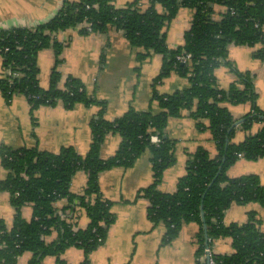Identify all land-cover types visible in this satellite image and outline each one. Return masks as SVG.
Masks as SVG:
<instances>
[{"label": "trees", "instance_id": "trees-1", "mask_svg": "<svg viewBox=\"0 0 264 264\" xmlns=\"http://www.w3.org/2000/svg\"><path fill=\"white\" fill-rule=\"evenodd\" d=\"M181 7L193 11L191 23L184 32V42L170 47L166 28ZM111 27L121 30L137 48L139 65L153 53L162 54V65L152 84L158 111L130 106L120 117L108 120L104 117L106 102L88 92L79 78L69 75L64 86L60 85L65 42L58 40L57 34L71 28H79L81 33H104ZM258 43L262 46L253 55L264 62V0H133L123 6H117L114 0H63L46 21L0 27V91L7 102L21 93L31 112L58 101L68 108L77 103L100 106L90 120L92 140L84 155L74 146H63L57 152L36 146H0L1 164L7 171L0 180V189L9 193L15 210L11 226L0 217V264H18L19 256L26 251L33 253L29 264H42L47 255H54L56 264H68L62 254L71 246L81 248V264H89L88 254L105 241L116 218L113 202L101 192L99 175L113 166H132L145 150L151 152L153 175L151 183L139 189L138 196L150 201L148 216L153 227L165 225L162 245L170 243L185 223L196 222L197 264H207V248L215 264H264V231L258 212L250 210L243 223L224 222L232 203L252 201L264 206V185L257 174L231 177L227 173L241 157H264V109L258 105L253 74L239 69L228 58L231 44L254 47ZM47 47L53 48L56 61L50 84L44 88L39 83L37 58L39 51ZM186 53L190 57L183 62L179 56ZM104 58L102 53L101 63ZM219 65H226L235 74L227 88L219 85L214 73ZM173 71L185 77L188 85L160 92L157 85ZM245 102L251 104L249 111L235 118L230 105ZM184 114L195 120L199 130L211 131L217 154L211 157L199 147L190 154L176 190L164 192L158 185L175 161L176 144L166 127L170 118ZM257 123L260 129L252 132ZM239 128L247 134L236 142ZM108 132L118 133L121 142L112 156L103 158L101 147ZM151 134L160 137L159 144L150 141ZM79 170L85 171L88 179L83 190L74 193L70 184ZM61 199L67 204L59 209L55 203ZM26 204L33 207L30 220L22 215ZM82 212L89 218L85 228L78 226ZM53 230L57 237L47 242L45 236ZM222 237L232 239V253L212 251L214 240Z\"/></svg>", "mask_w": 264, "mask_h": 264}, {"label": "crops", "instance_id": "crops-1", "mask_svg": "<svg viewBox=\"0 0 264 264\" xmlns=\"http://www.w3.org/2000/svg\"><path fill=\"white\" fill-rule=\"evenodd\" d=\"M63 0H0V27L30 26L51 18L60 8ZM133 0H115L117 6H123ZM193 11L181 7L177 16L167 25V42L170 47L184 42V32L189 28ZM57 39L65 42L61 53L62 62L60 85L64 86L69 75L79 78L88 92L106 102L104 117L114 120L123 115L130 106L138 110L152 108L159 110L157 101L152 95V84L158 74L163 56L153 53L150 58L139 65L133 47L121 30L114 27L105 33H81L79 28H71L57 34ZM261 44L251 47L231 44L228 58L241 70H249L253 74L255 88L258 92V105L264 109V62L254 57L255 49ZM104 62L101 63V55ZM237 58L240 63L237 62ZM248 60V61H247ZM56 56L52 47L39 51L37 62L39 66V83L47 88L50 84L52 69ZM2 56L0 54V75ZM244 64V65H241ZM221 67V68H220ZM214 70L218 83L227 88L235 79V74L229 67L220 65ZM222 74V79L219 75ZM188 85L185 77L176 71L170 73L157 85L160 92L168 93ZM154 101V102H153ZM251 107L250 102L230 105L235 118H240ZM99 105H84L77 103L68 108L62 101L55 105H41L33 112L25 95L17 93L7 102L0 91V146L6 144L13 147H38L53 152L63 146H74L78 153H87L91 140L90 120L98 113ZM261 124L257 123L251 129L256 132ZM166 132L176 141L175 161L165 170L158 187L164 192L176 190L178 178L185 174L186 164L190 154L199 147H204L211 157L216 156L217 148L209 129L199 130L195 120L184 114L181 117L169 119ZM246 132L238 129L234 140L242 141ZM121 142V136L116 132L105 135L101 156H112ZM151 152L145 150L130 167L113 166L99 175L101 192L105 198L113 202L112 211L115 221L110 225L105 241L89 254V264H197L195 234L199 229L196 222L185 223L178 235L168 244L162 245L165 225L159 223L153 227L148 216L150 201L144 196H138V191L152 181ZM245 160L239 158L232 164L227 173L229 176H239L255 173L264 185V158ZM7 175L1 164L0 180ZM87 173L77 171L71 180L70 189L74 193L83 190L87 183ZM67 204L66 199L55 203L59 209ZM22 215L30 220L33 207L26 204L22 207ZM250 210L258 212L261 218V228L264 231V206L256 202L244 204L232 203L226 210L224 222L243 223L247 220ZM15 210L10 202L7 191L0 189V217L11 226ZM89 218L84 212L78 218V226L85 228ZM57 237L53 230L45 236L47 242ZM71 246L62 254L68 264H81L84 260L83 251ZM79 248V249H77ZM212 251L215 253H232L233 242L230 237L214 240ZM33 253L26 251L18 258V264H29ZM42 264H56L54 255L43 258Z\"/></svg>", "mask_w": 264, "mask_h": 264}, {"label": "built area", "instance_id": "built-area-1", "mask_svg": "<svg viewBox=\"0 0 264 264\" xmlns=\"http://www.w3.org/2000/svg\"><path fill=\"white\" fill-rule=\"evenodd\" d=\"M85 26L88 27V29L90 30L89 24H86ZM189 57H190V54L186 53L185 55L179 56V59H181L183 62H185ZM150 141L152 143L159 144L161 139L157 134H151ZM206 250H207V254H206L205 258L207 259V255L210 254V249L207 248ZM207 264H215V262L210 258L209 260L207 259Z\"/></svg>", "mask_w": 264, "mask_h": 264}, {"label": "rangeland", "instance_id": "rangeland-1", "mask_svg": "<svg viewBox=\"0 0 264 264\" xmlns=\"http://www.w3.org/2000/svg\"><path fill=\"white\" fill-rule=\"evenodd\" d=\"M114 1H115V0H114ZM73 29H74V28H73ZM90 33H91V32H90ZM105 33H106V32H105ZM259 44H261V43H259ZM261 45H262V44H261ZM246 48H247V45H246ZM254 57H255V56H254ZM255 58H256V57H255ZM257 59H259V58H257ZM259 60H260V59H259ZM247 61H248V60H247ZM237 62L240 63V60H239L238 58H237ZM234 65L237 66L236 64H234ZM241 65H244V64L241 63ZM222 66H225V65H222ZM219 67H220V65L217 66V67L215 68V70H216L217 68H219ZM220 68H221V67H220ZM217 70H218L217 72H219L221 69H217ZM169 75H170V74H169ZM169 75H168V76H169ZM219 77H220V79H222V74H220ZM165 78H166V77H165ZM165 78H164V79H165ZM261 95H262V98H264V91L261 92ZM154 101H157V99H154ZM154 101H153V102H154ZM241 158H243V159H245V160H249V159L244 158V157H241ZM262 158H264V157H261V158H259V159H262ZM257 160H258V159H257ZM257 160H255L254 162H256ZM251 161H252V160H251ZM75 248H76V247H75ZM77 249H79V248H77ZM80 249H81V248H80ZM81 250H82V249H81ZM82 251H83V250H82ZM83 253H84V252H83ZM90 253H91V252H90ZM90 253H89V254H90ZM89 254H88V257H89Z\"/></svg>", "mask_w": 264, "mask_h": 264}, {"label": "water", "instance_id": "water-1", "mask_svg": "<svg viewBox=\"0 0 264 264\" xmlns=\"http://www.w3.org/2000/svg\"><path fill=\"white\" fill-rule=\"evenodd\" d=\"M236 124H238V122H236ZM201 214H202V218L203 220L205 221V218H204V211H203V206H201ZM204 229H205V237L207 239V232H206V224L204 223ZM207 259L209 260L210 259V254L207 255Z\"/></svg>", "mask_w": 264, "mask_h": 264}]
</instances>
